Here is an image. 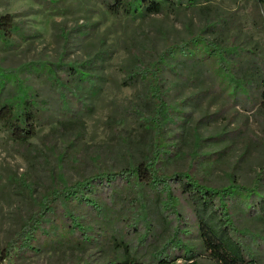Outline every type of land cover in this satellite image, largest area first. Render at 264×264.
Here are the masks:
<instances>
[{
	"label": "rangeland",
	"instance_id": "rangeland-1",
	"mask_svg": "<svg viewBox=\"0 0 264 264\" xmlns=\"http://www.w3.org/2000/svg\"><path fill=\"white\" fill-rule=\"evenodd\" d=\"M110 1L0 0V18L12 15L16 23L11 45L0 38V66L16 69L38 63L23 77L47 108L34 137L24 145L12 141L0 122L1 248L15 237L24 218L37 212L38 202L56 186L60 168L65 179L76 182L126 168L131 159L142 161L150 154L153 135L145 120L153 115L152 104L141 83L123 84L126 70L138 60L150 62L167 44L198 36L247 55L252 52L258 65L264 57V1L175 0L176 8L137 18L112 14ZM39 63L55 70L71 89L67 84L61 90L53 86ZM171 64L164 73L167 100L182 105L164 129L160 172L190 170L211 188L235 182L256 190L251 204L241 196L228 200L229 211L235 227L258 236L233 235L234 240L264 264V112L243 94L232 100L220 87L211 89L208 75L192 71L187 61ZM74 66L90 79L72 78ZM131 195L136 197L135 192ZM149 200L157 203L152 195ZM74 210L90 240L67 234L68 223L57 208L44 230L35 233V241L13 253L6 264H110L121 257L114 238L144 264H157L161 256L173 259L172 264H186L183 258L175 259L176 252L183 255L186 248L196 254L197 264H216L183 199L176 205L177 215L166 210L153 217L151 234L129 227L126 211L119 208L111 207L101 217L80 207Z\"/></svg>",
	"mask_w": 264,
	"mask_h": 264
},
{
	"label": "trees",
	"instance_id": "trees-1",
	"mask_svg": "<svg viewBox=\"0 0 264 264\" xmlns=\"http://www.w3.org/2000/svg\"><path fill=\"white\" fill-rule=\"evenodd\" d=\"M263 1L257 0L261 3ZM172 7L176 8L175 0H111L108 3L112 14H124L132 18L143 14H163ZM259 16L262 18L261 14ZM15 31L16 23L12 15L0 18V38L5 45H11ZM245 54L237 47H224L220 43L198 36L180 44H167L150 62L138 60L132 68L127 69L123 84L129 86L141 83L146 101L152 104L153 115L145 120L153 135L150 154L142 161L131 159L126 168L101 171L76 182L65 179L60 168L56 186L48 196L38 202L37 212L28 214L21 222L15 237L4 248L0 247V264H6L13 253L24 250L34 242L35 233L44 230L48 215H52L57 208L68 223L67 234L87 241L90 240L89 233L74 209L80 207L88 210L92 216L101 217L111 207L119 208V211H126L123 216L127 217L125 220L129 219V227L134 230L142 227L146 234H151L155 228L153 217L161 216L159 213L166 210H172L177 215L176 205L181 199L187 201L192 208L203 246L214 263L258 264L234 240L233 235L254 239L258 236L248 229L241 231L234 226L228 201H234L236 196H241L251 204L250 197L255 195L256 190L248 191L235 182L223 188H211L200 183L190 170L165 175L158 167L166 146L165 126L174 114L179 113L182 105V102L170 104L167 100L165 69L172 67L173 62L187 61V64L192 66V71L199 69L208 75L211 89L220 87L223 93L226 92V97L232 100L243 94L250 98L257 111L264 112V57L258 65L251 56L254 55L252 52L251 55ZM39 64L43 70H47L48 81L53 86L61 90L67 84L66 89H71L68 81L62 79L55 70L48 68L44 63ZM32 66L36 68L38 63L25 64L16 69L0 66V96H4L0 107V122L9 133L10 139L23 145L34 137L40 118L45 117L47 113L46 105L38 91L23 77ZM77 75H80V80L90 79L89 75L79 71L78 66H74L70 76L74 78ZM131 192H135L136 197H132ZM149 195H152L157 203H149ZM262 205L261 203L255 206ZM174 233L177 234L178 231ZM113 241L115 252H120L121 257L110 261V264H144L132 257L126 244L116 242L115 238ZM172 242L176 244L174 240ZM175 247H178V250L183 249L181 245ZM180 254L181 252L177 251L175 259L183 258L186 264H197L196 254L188 248L184 250L183 255ZM172 262L173 259L167 257L161 256L157 259V264Z\"/></svg>",
	"mask_w": 264,
	"mask_h": 264
}]
</instances>
